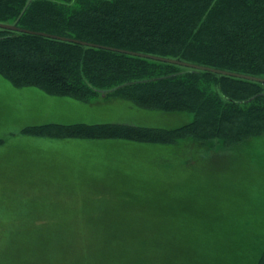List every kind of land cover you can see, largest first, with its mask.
Returning <instances> with one entry per match:
<instances>
[{"label":"rangeland","instance_id":"374dc122","mask_svg":"<svg viewBox=\"0 0 264 264\" xmlns=\"http://www.w3.org/2000/svg\"><path fill=\"white\" fill-rule=\"evenodd\" d=\"M193 118L114 97H54L0 77V242L11 243H0V264H257L264 137L232 150L81 140L87 163L78 169L56 148L63 140L23 133L48 123L173 129ZM20 234L61 239L24 248L14 245Z\"/></svg>","mask_w":264,"mask_h":264},{"label":"trees","instance_id":"16d2710c","mask_svg":"<svg viewBox=\"0 0 264 264\" xmlns=\"http://www.w3.org/2000/svg\"><path fill=\"white\" fill-rule=\"evenodd\" d=\"M0 23L264 78V0H0ZM0 77L54 97H114L194 116L173 129L48 123L23 130L35 137L191 141L207 150L264 137V84L256 81L3 28ZM59 239L20 234L14 245L46 247ZM257 264H264V251Z\"/></svg>","mask_w":264,"mask_h":264},{"label":"water","instance_id":"95a60500","mask_svg":"<svg viewBox=\"0 0 264 264\" xmlns=\"http://www.w3.org/2000/svg\"><path fill=\"white\" fill-rule=\"evenodd\" d=\"M0 28L3 29H9V30H13V31H20V32H26V33H32V34H38L41 36H46V37H50V38H54V39H59V40H63V41H70V42H74V43H78L79 45H88V46H93V47H99V48H105V49H109V50H113V51H118V52H122V53H127L130 55H134V56H140V57H144V58H149V59H153V60H158V61H163V62H168L171 64H178L180 66H184V67H189V68H193V69H197V70H203V71H209V72H213L216 74H221V75H226V76H232V77H236V78H241V79H246V80H250V81H256V82H260L264 84V78L261 77H257V76H251V75H245V74H241V73H235V72H230L227 70H222V69H217V68H212V67H207V66H202V65H198V64H193V63H188V62H184V61H180L177 59H171V58H166V57H160V56H154V55H150V54H143V53H138V52H133V51H128V50H124V49H119V48H113V47H107V46H103V45H98V44H94L93 43H88L85 41H81V40H76L73 38H66V37H61V36H55V35H50L44 32H35V31H30V30H26V29H21L19 27H17L16 25H12V24H4V23H0Z\"/></svg>","mask_w":264,"mask_h":264},{"label":"crops","instance_id":"0c3cea01","mask_svg":"<svg viewBox=\"0 0 264 264\" xmlns=\"http://www.w3.org/2000/svg\"><path fill=\"white\" fill-rule=\"evenodd\" d=\"M60 140H63V142L59 141V139L52 140V141H54V142L59 141L63 145V146H56V148L60 151H62L61 148L65 149L64 152H61V153H63V154L65 153L67 156V159L68 158L70 159L68 161H69L71 167L79 169V167L82 168L83 164L86 165L87 158L84 159L81 157V153L88 152L87 151V145L88 144H85L83 146V144L81 142V140H85V139H60ZM46 144L49 145L48 143H46ZM43 147L44 146H42V150L44 149Z\"/></svg>","mask_w":264,"mask_h":264}]
</instances>
